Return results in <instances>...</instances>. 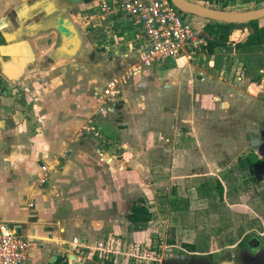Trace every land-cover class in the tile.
<instances>
[{"label":"crops","instance_id":"crops-1","mask_svg":"<svg viewBox=\"0 0 264 264\" xmlns=\"http://www.w3.org/2000/svg\"><path fill=\"white\" fill-rule=\"evenodd\" d=\"M213 2L233 12L264 7L257 0ZM95 4L0 0V224L19 225L41 243L24 264L93 261L71 251L74 237L92 246L110 235L153 247L165 240L177 246L171 256L219 254L245 238L264 239L250 236L264 216V43L241 46L252 30L237 26L226 47L202 51L205 62L177 58L143 68L120 84L123 100L97 115L96 94L136 65L142 40L122 13L90 14ZM194 21L200 28L209 22ZM70 23L84 31L82 47L59 30ZM97 31L101 41L91 36L93 45L103 50L91 66L86 37ZM91 119L101 137L79 134ZM247 156L256 158L242 176L239 160ZM43 164L49 181L40 186ZM138 202L152 213L141 228L129 219ZM208 220L215 233L204 229ZM236 233L234 243L217 247V238ZM203 234L210 243L202 248Z\"/></svg>","mask_w":264,"mask_h":264},{"label":"built area","instance_id":"built-area-1","mask_svg":"<svg viewBox=\"0 0 264 264\" xmlns=\"http://www.w3.org/2000/svg\"><path fill=\"white\" fill-rule=\"evenodd\" d=\"M95 7L106 14L122 13L129 17L133 24L141 28L142 40L136 65L120 78L110 79L102 91L96 94L97 115L105 116L109 111V104L122 99L120 83L143 68L168 59L185 58L195 61L202 51L203 54L207 53L204 50L207 40L201 34L203 28L178 10L170 0H96ZM79 134L101 137V128L91 119L81 126ZM37 178L40 186L49 181L47 164L41 166ZM40 244L23 234L19 225L7 222L0 224V264H24L28 252ZM175 247V244H168L165 240L159 242L157 247L137 238L127 243L120 235H110L97 241L94 246L86 244L80 237H74L71 241V251L74 254L83 255L90 260L97 255L100 262L110 261L111 264H130L132 261L137 264L160 262L166 254L170 256Z\"/></svg>","mask_w":264,"mask_h":264},{"label":"water","instance_id":"water-1","mask_svg":"<svg viewBox=\"0 0 264 264\" xmlns=\"http://www.w3.org/2000/svg\"><path fill=\"white\" fill-rule=\"evenodd\" d=\"M171 3L181 12L186 14L190 19L201 18L208 21H217L222 23L243 24L249 23L255 20H261L264 18V7L255 9L233 12L226 8L216 7L211 2L198 1V0H170ZM195 22V21H194ZM63 29H59L64 38L73 39V43L83 46V34L84 31L80 29L75 23H70ZM250 29L254 31L253 27ZM68 35V36H67ZM71 41V40H70ZM62 47L59 45L58 50ZM82 52L75 51V55H81ZM0 125H3V121L0 119ZM205 254H199L192 252L189 256L174 255L166 256L159 263L160 264H210L203 259Z\"/></svg>","mask_w":264,"mask_h":264},{"label":"trees","instance_id":"trees-1","mask_svg":"<svg viewBox=\"0 0 264 264\" xmlns=\"http://www.w3.org/2000/svg\"><path fill=\"white\" fill-rule=\"evenodd\" d=\"M244 1H250V0H244ZM262 1V0H257ZM227 5V2H224L223 7ZM240 25H248L253 27L254 31L250 32L249 38L245 44H241V46L244 45H251V44H258V43H264V28L259 26V21H251L249 23H243V24H232V23H222L217 21H209L205 24L202 30V35L206 38L207 44L204 47V50L207 53H213L217 47H226L228 44V41L231 40L232 37V31L235 27ZM240 46V45H239ZM240 46V47H241ZM251 156H247L244 159L239 160V170L243 171V173H246L244 169H246L247 164H252L253 161L250 159ZM218 190L222 194H224V186L221 181L218 183ZM129 219L131 223L136 228H141L145 224H147L152 219V213L148 210V208L144 204H140V202L135 203L132 206V212L129 215ZM185 248H188L189 250H194V246L189 244H184ZM63 258H59L57 262H62ZM100 262V259L96 255L93 259V261L87 262V264H96ZM108 263L110 261H107Z\"/></svg>","mask_w":264,"mask_h":264},{"label":"rangeland","instance_id":"rangeland-1","mask_svg":"<svg viewBox=\"0 0 264 264\" xmlns=\"http://www.w3.org/2000/svg\"><path fill=\"white\" fill-rule=\"evenodd\" d=\"M199 1V0H198ZM203 2V1H202ZM213 5H217V4H214V2H211ZM90 10V14L91 13H94V12H96V14H103V13H105L104 11H102L101 9H99V8H97V7H93L92 6V8L91 9H89ZM87 12V11H86ZM127 17V16H126ZM128 18V20L130 21V23L132 24V30H135V31H137L138 32V34H140L141 33V28L139 27V26H137V25H135V24H133V22H132V20L129 18V17H127ZM113 28V27H112ZM112 28H110V34L109 35H106V36H109V38L110 39H112L117 33H116V31L115 30H113ZM130 31V30H129ZM95 35V37L96 38H99V36H98V31L97 32H90L89 33V36H87L86 37V40H87V43L88 44H90L89 45V47L91 46H93V49H91L90 50V53H89V55L88 56H91L92 54L91 53H93V57H95V59L91 62V66L93 65V63L95 62H97L99 59H101V53H102V50H103V48L102 47H100L101 45H100V43H99V45L98 44H95V45H93L95 42L92 40V37L91 36H94ZM102 37V35H100V38ZM94 38V37H93ZM98 39L97 40V42H100L101 41V39ZM217 49V48H216ZM96 54L98 55L97 57H96ZM197 57H199V60H198V62H205L204 60H202L203 59V56L200 54V55H197ZM163 64V62H158L157 64H155L156 66L157 65H162ZM121 77V76H120ZM128 79H126L125 81H127ZM125 81H122L120 84H122V83H125ZM264 94L263 93H261V96H263ZM253 108L257 105V101H255L253 104ZM262 116H263V113L261 112V118H262ZM256 157H250V159L251 160H253L254 161V159H255ZM238 174H241L242 176H245V175H248L249 173L248 172H246V173H243L241 170H239L238 171ZM251 174V173H250ZM211 182V181H210ZM211 184H212V182H211ZM206 186V188H207V186H208V184H206L205 185ZM217 187H218V185H217ZM234 188H235V185L233 186ZM249 186H247V190H246V193H249L250 195L251 194H254V195H258V191H257V189H256V186H254V187H249ZM261 187V184H259L258 185V188H260ZM249 189V190H248ZM232 190V189H231ZM262 190L263 189H261V192H262ZM219 191V190H218ZM233 191V195L231 194V192H230V198L233 196V197H235V193L234 192H236L237 190L236 189H233L232 190ZM204 193V192H203ZM203 193H200V194H203ZM224 195H225V193L223 194V197H224ZM219 197H221V198H223L222 197V194L219 192ZM236 198V197H235ZM235 198H232L230 201H232V202H234L235 200ZM184 200V199H183ZM236 219H237V217H236ZM214 221H212V220H208V221H206L205 222V224H204V229H209L210 228V230L209 231H211L212 233H215V231L216 230H214V231H212V229H213V227H215L214 225ZM203 226V225H202ZM257 230H255V231H253L251 234H250V236H252L253 234H258V232H261V234H263L264 233V216H262V214H261V228H256ZM229 233V232H228ZM228 233H226V234H228ZM237 235V233L236 234H234V236H230V237H224V239H222V238H217V242H216V245H217V247L218 246H221L223 243H234V241L235 240H237L238 238V236H236ZM210 236L209 235H205V234H203L202 236H201V238H200V241H201V243L199 244L198 243V246L200 245L202 248L203 247H207V245H208V243H210V238H209ZM261 237H263L264 238V235H261ZM185 239H186V237H185ZM230 245V244H229ZM209 246V245H208ZM235 248L236 247H232V248H227V249H224V250H221L220 251V253L218 254V253H215V255L216 256H218V257H214V259L217 261V260H221L222 258H229L228 256H229V254H231L234 250H235ZM167 256V254L164 256V257H166ZM210 256V255H209ZM226 260V259H225ZM146 263V262H145Z\"/></svg>","mask_w":264,"mask_h":264},{"label":"flooded vegetation","instance_id":"flooded-vegetation-1","mask_svg":"<svg viewBox=\"0 0 264 264\" xmlns=\"http://www.w3.org/2000/svg\"><path fill=\"white\" fill-rule=\"evenodd\" d=\"M213 1L214 0H211V2ZM261 27L264 28V25H261ZM191 253L192 252L189 251H182L179 255L189 256ZM214 257L218 256L215 254H205L203 259L210 264H264V239L260 240L252 237L245 238V240L229 254V258H222L216 261Z\"/></svg>","mask_w":264,"mask_h":264}]
</instances>
